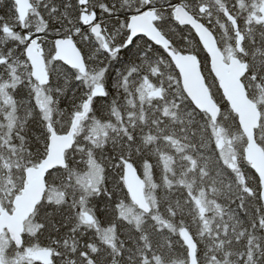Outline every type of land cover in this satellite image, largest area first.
<instances>
[{
	"label": "trees",
	"instance_id": "16d2710c",
	"mask_svg": "<svg viewBox=\"0 0 264 264\" xmlns=\"http://www.w3.org/2000/svg\"><path fill=\"white\" fill-rule=\"evenodd\" d=\"M84 1L86 6L81 5ZM31 2L32 14L39 16L46 30L41 42L46 62H50V84L40 88L32 81L30 68H19L16 63L27 62L24 56L27 42L22 45L8 39L15 34L27 36L18 17L0 27V93L6 99L0 98V170L4 169L5 176L8 173V184L15 183L21 190L24 171L36 167L46 157L49 131L45 124L50 123L58 134L67 131L95 86L91 74L101 76L98 83L104 86L105 97L93 101L88 117L106 126L98 134L84 133V142L79 141L78 133L75 146L67 154L66 169L48 176V191L58 193L59 200H44L37 208L32 218L37 227L32 245L52 250L53 264H189L187 249L179 235L185 228L196 242L198 264H264L260 183L244 160V138L210 73L207 56L198 40L189 28L179 27L172 18L173 5H186L214 33L220 46L215 22L222 23L218 25L226 29L229 41L232 36L228 31L233 34L225 12L236 17L241 31L250 30L243 45L244 60L249 65L244 85L250 99L255 101L247 79L254 75L264 83L261 79L264 73L254 72L255 64L264 72V38L258 43L255 25L261 0H162V5L155 4L160 16L158 28L173 49L193 53L200 59L206 83L212 86V94L220 104L222 113L217 126L192 107L177 71L161 49L145 39L124 48L129 17L153 6L151 2L142 5L124 0ZM8 4L9 0L0 4V12L5 15L9 14ZM238 5L248 10L237 16ZM202 7L207 10L205 14L215 15L213 22L201 16ZM88 14L95 15L102 26L104 42L94 38L85 25L84 16ZM15 23L20 24L19 29L14 27ZM66 38L73 39L84 57L88 68L84 77L52 60L54 42ZM148 80L161 90L160 96L150 101L138 95ZM38 91L48 96V110L39 102ZM224 114L230 120L222 125ZM221 125L234 141L243 143L232 165L225 161L216 136ZM262 128L263 121L256 137L264 149L259 141ZM90 158L103 168L95 192H86L72 177L73 173L87 170ZM165 159H170V165H163ZM144 162L155 172L158 184V210L152 209L149 215L133 206L123 183L124 165L131 163L139 172ZM165 168L169 175L162 172ZM16 194L12 192V197ZM11 207L9 201L8 208ZM127 211L131 213L129 217ZM203 221L207 222L205 226ZM109 232L114 234L111 242L106 238ZM27 243L24 238V246L14 250L24 251Z\"/></svg>",
	"mask_w": 264,
	"mask_h": 264
},
{
	"label": "water",
	"instance_id": "95a60500",
	"mask_svg": "<svg viewBox=\"0 0 264 264\" xmlns=\"http://www.w3.org/2000/svg\"><path fill=\"white\" fill-rule=\"evenodd\" d=\"M83 5H86V2ZM15 6L18 21L24 25L34 6L30 0H16ZM172 16L179 26L187 27L194 33L208 57L210 72L218 82L221 95L232 114L236 116L241 133L245 138L244 160L259 180L260 199L264 208V150L258 144L255 135L260 127L262 116L257 106L248 98L243 85V78L247 74V64L234 57L226 63L225 56L221 53L214 34L182 5L174 7ZM228 19L234 30H237L238 26L234 18L229 16ZM157 20L154 10H147L130 17L127 27L129 38L125 47L128 48L134 38L135 40L145 38L154 46L162 49L176 69L182 90L188 100L198 112L206 114L216 125L221 109L206 84L199 58L193 54H182L172 50L170 41L155 26ZM94 22V17L87 18V25L92 26L91 34L96 38L103 39L102 27ZM236 35L238 50H241L242 36L239 32ZM25 57L31 68L32 80L40 87L48 86L50 75L39 39L32 40L26 46ZM53 61L76 70L81 75L87 72L83 55L71 38L55 41ZM155 96H159V93H156ZM103 97H105L103 86L94 89L90 99L83 105L82 111L74 116L67 133L58 134L51 125L47 126L50 136L46 157L36 167L25 170V185L21 193L13 200L12 213H8L0 207V235L6 230L9 239L17 249L23 246L26 222L45 199L48 176L55 170L66 168V154L74 146L76 131L80 123L90 112L92 100ZM123 183L132 204L141 213L150 214L151 207L146 199L145 182L131 163L124 165ZM180 238L187 248L189 264H198L197 245L193 237L184 228L180 231ZM53 258V251L49 249H40L36 253V262L39 264H53Z\"/></svg>",
	"mask_w": 264,
	"mask_h": 264
},
{
	"label": "rangeland",
	"instance_id": "374dc122",
	"mask_svg": "<svg viewBox=\"0 0 264 264\" xmlns=\"http://www.w3.org/2000/svg\"><path fill=\"white\" fill-rule=\"evenodd\" d=\"M124 1L132 2V3H139L141 5L147 2H151L153 5L157 3L158 5H162L160 0H150V1L149 0H124ZM251 1L253 2V1H258V0H251ZM247 10L248 8L246 6L238 5L237 9H235V13L238 16L246 12ZM261 11H264V0L261 1L259 8L257 9V12L255 13V17L258 19L257 20L258 25L256 28V32L258 34L257 36L259 38L258 43H261L262 39L264 38V36H261L262 30L264 29V23L261 22V14H260ZM225 15H228V13H225ZM201 16H203L204 19L212 20L213 22L215 15L203 13ZM214 26H215V30L217 31L219 35V39L221 41L220 49L224 53L226 57V61H227L230 56L236 55L235 54L236 47L229 45L230 43H235L236 38L233 37V35L228 31V34H230L233 38L231 41H229L225 34L226 29L223 26L218 25V24H215ZM25 29L27 30V34H26L27 37H33V36L37 37L38 36L39 38H41L40 35L46 32L45 26L41 24L39 16L34 13L31 15L29 21L26 23ZM243 34L246 37H249L251 32L248 29H243ZM25 38L26 36L15 34L13 36H10L8 39L12 42H21L22 45H25V41H26ZM245 47H246V50L249 48L248 42H246ZM246 55H248V53H246ZM16 63L19 66V68L29 67V64L22 60H17ZM47 64L49 66L50 62H47ZM259 68L263 69L262 67L256 66V64L254 65V72L256 75L264 73V72H261ZM100 78L101 76L99 77L98 75L91 74V81L95 83V85L99 84L98 82L100 81L99 80ZM261 79L264 81V77H261ZM247 81L250 87V92L252 94V97L255 99L254 102L263 114V120H262L263 128H262V131H260L259 141L262 142V145H264V83L260 82L259 80L257 81L254 75L249 76ZM211 87L212 86H209L210 91H212L213 89ZM155 92L161 93V90L157 86L154 85V81L151 82L148 80L144 84V86L141 87L140 91L138 92V95L141 99L150 101V100L155 99L153 95ZM37 96H38L39 102L43 103L46 109L48 110L50 100L48 96L45 94V92L38 91ZM0 98H2L3 101L6 100L3 92L0 93ZM48 117L52 118L50 114H48ZM229 120H230L229 115L224 114L222 125L227 123ZM222 125L219 126L220 128L216 129V136H217L220 148L222 150V155L225 161L228 162L230 165H232L237 160V156L240 153V149H242L243 143L242 141H236V140L234 141L235 138L232 137V134H230L229 132L223 131L221 129V127H223ZM105 127L106 126L104 125V123L98 122L94 120L93 118H88L80 127L79 141L84 142V139L86 137L84 133L92 132L93 134H98L100 131H104ZM76 158H78V156H76ZM89 160H90L89 163H87L88 165L87 170L85 172H82L81 174L73 173L72 177L74 178V181L82 184L86 188V192H95L97 191V188L99 187V184L101 183V180L103 177V168L100 165H98L94 159L90 158ZM75 161H77V159ZM169 162H170V159H165V161H163V165L164 166L170 165ZM8 167L10 168V166ZM169 170H171V168H169ZM3 171L4 169L0 170V206L4 210L10 212L11 208H8L9 201H11V206H12V202L14 198L21 193L23 187L21 190H18L15 183L8 184V181H9L8 173L5 176L3 174ZM139 172L146 185L145 191H146V198L148 200V204L151 206L152 209H155V211H157L158 210V191H157L158 184H157L156 174L153 171V169L150 166H148L145 162L142 163L141 167L139 168ZM162 172L165 175H169L166 168L163 169ZM12 192H17L14 198L12 197ZM45 199L47 200V202H52L54 200H59V195L58 193L49 191ZM129 215H131V213L127 211L126 217H129ZM206 224H207L206 221L202 222V226H205ZM36 233H37L36 224L32 220H30L25 225L24 238L28 239V243H27L25 250L22 252H17L14 250V247L10 239L8 238L7 234L0 236V264H33L35 262L36 252L39 249L35 245H32L35 243ZM106 238L108 239V241L111 242L114 239V234H111L109 232L106 235Z\"/></svg>",
	"mask_w": 264,
	"mask_h": 264
},
{
	"label": "snow or ice",
	"instance_id": "6c2138e0",
	"mask_svg": "<svg viewBox=\"0 0 264 264\" xmlns=\"http://www.w3.org/2000/svg\"><path fill=\"white\" fill-rule=\"evenodd\" d=\"M4 0H0V4H3ZM16 0H9V4L7 5V9L6 11H8V15H5L4 12H0V27H5L7 25H9L10 22H14L16 20L17 17V12H16ZM14 27L16 29L20 28V24L19 23H15ZM2 34V33H0ZM24 34H27L26 32ZM59 38L57 37H53V39ZM136 44V40L135 38L133 39L132 43L130 45H128L129 47H132ZM11 51V50H10ZM121 51H123V47L121 46ZM41 121H43V117H41ZM45 129L47 127V125H44Z\"/></svg>",
	"mask_w": 264,
	"mask_h": 264
},
{
	"label": "flooded vegetation",
	"instance_id": "af4514ba",
	"mask_svg": "<svg viewBox=\"0 0 264 264\" xmlns=\"http://www.w3.org/2000/svg\"><path fill=\"white\" fill-rule=\"evenodd\" d=\"M147 10H154V11H156V16H157V18H158V10H157V8L155 7V5H153V6H151V7H149V8H145V9H142V10H140L139 12H144V11H147ZM200 11H201V13L203 12V13H205L207 10H205V8L204 7H202L201 9H200ZM139 12H137V13H139ZM160 19V18H159ZM262 23H264V18H262ZM156 27L158 28V20H157V22H156ZM232 30V29H231ZM102 32H103V30H102ZM232 32L234 33V35H235V31L234 30H232ZM240 32H241V34H242V37H243V41L241 42V45H240V47H241V51H239L240 53V55L242 54V55H244V51H243V45H244V43H245V40H246V37H245V35L243 34V31H241L240 30ZM127 39H128V37H129V32H128V30H127ZM236 36V35H235ZM126 39V40H127ZM104 42V41H103ZM126 42V41H125ZM154 46V45H153ZM156 47V46H155ZM236 47H237V49H238V45H237V43H236ZM156 48H158V47H156ZM128 49V48H127ZM231 57H233V56H230V58Z\"/></svg>",
	"mask_w": 264,
	"mask_h": 264
}]
</instances>
